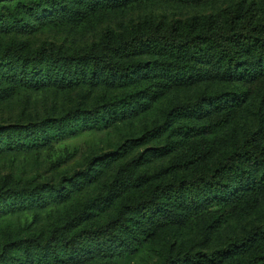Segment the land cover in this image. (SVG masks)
<instances>
[{"label":"trees","instance_id":"1","mask_svg":"<svg viewBox=\"0 0 264 264\" xmlns=\"http://www.w3.org/2000/svg\"><path fill=\"white\" fill-rule=\"evenodd\" d=\"M132 1L138 0H90L86 8L122 7ZM165 1L200 3L206 0ZM26 8L34 10L35 4ZM14 16L10 14L12 20ZM144 53L152 58L134 59ZM249 60H253L250 68L246 64ZM0 66L11 73L10 78L18 86L30 89L46 86L66 89L84 81L108 84L149 70L161 71L168 76L154 86L147 85L141 91L113 101L91 107L75 106L61 115L35 122L0 124V135H4L0 146L3 148L46 145L104 127L116 119L112 116L111 120L105 119L107 114H117L119 119L137 115L143 108L142 94L153 95L158 87L188 86L198 79L216 76L252 82L264 75V11L258 15L252 4L236 2L223 9L221 18L209 15L199 24L194 18L172 19L166 23L146 20L136 23L133 31L124 38L115 37L106 30L98 43L75 54L61 53L51 44L26 52L21 45L12 43L1 52ZM4 90L0 87V96ZM245 98L244 92L237 91L202 93L193 100L172 105L166 110L163 121L154 124L143 135L154 136L174 130L200 136L199 144L152 174H134L142 155L129 158L118 166L113 179L94 202H109L129 185L144 187L143 193L123 199L116 213L104 223L80 225L82 213H78L54 226L46 236L6 241L0 244V264H113L120 258L134 255L144 241L160 229L184 225L205 211L210 215L211 226L218 229L228 218L254 209L264 192V113L261 110L255 129L246 132L241 141L211 167L203 165L214 151L215 141L210 137L233 118ZM261 102L264 103V92ZM189 113H202L207 118L199 125L171 126L174 117ZM102 121L105 125H100ZM126 142L117 150L123 149ZM117 150L97 158L113 155L118 153ZM188 170V174H182ZM88 173L86 166L70 177H62L60 183ZM160 174H167V177L154 180ZM59 188L51 183L9 187L0 190V201L38 199L43 193ZM256 239L260 241L256 242ZM250 244L252 252L247 263L226 259L236 249ZM204 261L210 264H264V225L252 226L240 239L223 247L168 254L159 264Z\"/></svg>","mask_w":264,"mask_h":264},{"label":"rangeland","instance_id":"2","mask_svg":"<svg viewBox=\"0 0 264 264\" xmlns=\"http://www.w3.org/2000/svg\"><path fill=\"white\" fill-rule=\"evenodd\" d=\"M236 2L252 4L258 15L264 11V0H206L200 3L138 0L122 7L93 8H86L90 0H0V54L12 43L21 45L26 52L51 44L61 53L75 54L98 43L106 30H110L115 37L124 38L133 31L136 23L146 20L166 23L172 19L194 18L199 24L209 15L221 18L223 9ZM30 4H35L34 10L26 8ZM83 9L85 13H82ZM11 13L15 15L13 20ZM135 58L151 59L152 56L144 53ZM246 64L248 68L252 67L253 60ZM10 74L0 66V87L5 89L0 96V124L5 125L35 122L61 115L75 106L91 107L113 101L141 91L147 85L154 86L157 81L168 77L161 71L149 70L133 78L108 84L84 81L66 89L53 86L30 89L18 86ZM231 91L244 92L246 98L233 118L210 137L215 141L214 151L203 165L211 167L230 152L246 132L256 128L258 111L264 113V103L261 102L264 75L252 82L216 76L198 79L188 86L158 87L153 95L142 94L143 108L137 115L119 119L117 114H107L105 119L108 117L111 120V116L116 119L104 127L46 145L15 148L0 146V190L33 187L39 183L60 187L43 193L38 199L0 201V244L27 236H46L54 226L65 223L78 213H82L80 225L106 222L116 213L123 199L144 192V187L129 185L109 202H94V198L113 179L121 163L141 154L134 174H152L170 165L174 157L186 153L191 146L201 141L200 136L181 134L174 130L154 136H144V132L162 122L166 110L177 102L193 100L202 93ZM206 118L202 113H189L174 117L171 126L184 123L199 125ZM105 123L102 121L100 125ZM3 139L4 135H0L1 144ZM130 139L136 140L127 143ZM125 142V147L117 150ZM160 147L162 150H157ZM115 150L118 153L97 158L100 154ZM86 166L88 174H80L73 180L60 183L62 177H70ZM188 173L189 170L182 172L184 175ZM166 177L167 174H160L154 180ZM255 225H264V192L254 209L228 218L218 229L211 226L210 215L205 211L184 225L160 229L144 241L134 255L120 258L113 264H159L168 254L211 251L240 239ZM258 241L260 239H256ZM251 252L250 244L243 249H236L226 259L234 258L247 263ZM196 264L210 263L204 261Z\"/></svg>","mask_w":264,"mask_h":264}]
</instances>
